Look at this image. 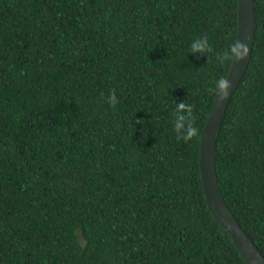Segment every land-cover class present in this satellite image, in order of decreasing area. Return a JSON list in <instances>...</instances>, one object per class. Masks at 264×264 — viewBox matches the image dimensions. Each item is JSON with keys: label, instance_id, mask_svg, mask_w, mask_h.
Here are the masks:
<instances>
[{"label": "trees", "instance_id": "obj_1", "mask_svg": "<svg viewBox=\"0 0 264 264\" xmlns=\"http://www.w3.org/2000/svg\"><path fill=\"white\" fill-rule=\"evenodd\" d=\"M214 162L264 257V0ZM207 35L211 50L191 54ZM237 0H0V264H246L209 212L199 139ZM115 91L113 107L107 96ZM199 134L173 128L177 101Z\"/></svg>", "mask_w": 264, "mask_h": 264}, {"label": "water", "instance_id": "obj_2", "mask_svg": "<svg viewBox=\"0 0 264 264\" xmlns=\"http://www.w3.org/2000/svg\"><path fill=\"white\" fill-rule=\"evenodd\" d=\"M254 0H237L236 41L248 48L243 59H232L225 78L230 82L228 96L216 94L208 119L199 139V172L206 206L217 223L228 233L236 250L246 264H264V257L247 233L227 208L218 186L214 154L220 128L228 103L236 91L249 65L255 33Z\"/></svg>", "mask_w": 264, "mask_h": 264}, {"label": "clouds", "instance_id": "obj_3", "mask_svg": "<svg viewBox=\"0 0 264 264\" xmlns=\"http://www.w3.org/2000/svg\"><path fill=\"white\" fill-rule=\"evenodd\" d=\"M211 47L209 38L205 34L192 40L190 44V53L204 55L211 50ZM247 52L248 48L245 44L234 41L229 45L228 49L217 52L216 58L219 62L223 63L224 60L229 58L243 59L247 55ZM229 87L230 82L225 77H221L216 80L214 91L223 99L228 96ZM106 99L108 104L113 107L118 102L115 91H112ZM173 128L177 137L183 139L185 142L199 134V130L194 126L193 105L187 104L183 100L177 101L174 108Z\"/></svg>", "mask_w": 264, "mask_h": 264}]
</instances>
